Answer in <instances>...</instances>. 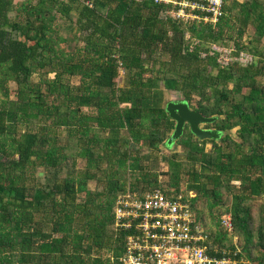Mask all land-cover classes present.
<instances>
[{
	"label": "trees",
	"instance_id": "obj_1",
	"mask_svg": "<svg viewBox=\"0 0 264 264\" xmlns=\"http://www.w3.org/2000/svg\"><path fill=\"white\" fill-rule=\"evenodd\" d=\"M161 9L151 0H0V264H110L125 236L114 226L117 196L157 188L194 193L208 252L239 249L264 264V202L253 211L264 195V0H225L214 25ZM231 40L251 62L202 55ZM36 71L44 78L34 82ZM164 90L215 117L221 136L200 139L185 124L161 182L160 146L175 124ZM78 156L80 170L68 164ZM92 180L104 185L92 190Z\"/></svg>",
	"mask_w": 264,
	"mask_h": 264
},
{
	"label": "built area",
	"instance_id": "obj_2",
	"mask_svg": "<svg viewBox=\"0 0 264 264\" xmlns=\"http://www.w3.org/2000/svg\"><path fill=\"white\" fill-rule=\"evenodd\" d=\"M141 1V0H136ZM161 5L160 14L183 23L216 24L223 14L225 0H151ZM188 37V34H185ZM215 54L220 64L237 61L246 65L252 55L246 51L232 53V48L210 44L202 55ZM123 72V70H121ZM187 195L172 196L160 189L146 192L138 197L131 192L117 196L114 207V226L125 233L123 250L110 264H254L234 251L215 249L208 252L204 241L207 234L195 222L194 213ZM222 224L231 229L229 215Z\"/></svg>",
	"mask_w": 264,
	"mask_h": 264
},
{
	"label": "rangeland",
	"instance_id": "obj_3",
	"mask_svg": "<svg viewBox=\"0 0 264 264\" xmlns=\"http://www.w3.org/2000/svg\"><path fill=\"white\" fill-rule=\"evenodd\" d=\"M14 1L15 2H19L21 0H14ZM253 32H254L253 26L252 25H248L246 27V30H245L244 34H243V37H242L241 42H243V43L246 44V42H248V41L250 42L251 40H253ZM260 42H261L260 45H263L264 44V38ZM220 46H225V45H220ZM227 47H231L232 48V53H234L236 44L234 43L233 40H231V41H228ZM123 75L122 76H118L117 79H116L117 80L116 82L119 85L121 83H123ZM46 76H47V78L48 77L50 78V77L53 76V73H48V74H46ZM41 78H44V74L41 73V71H39V72L36 71V72H34L32 74V81H34V82H37ZM260 80L264 84V77H261ZM69 82H71L73 84H77L79 82V76L78 75L72 76L71 78H69ZM8 87H9V96H10V98H14V93H15V89H16L15 83L9 81L8 82ZM164 100L166 102H168L170 100L179 101V100H182V99H181V97L179 95V92L174 91V90H164ZM83 109L86 110L85 107ZM211 123H212V121L211 122H207V123H201L200 126L202 128H214V127H212V124ZM230 132H231L232 135H234L235 129H232ZM59 134H60V136H59L60 137L59 138L60 144L61 143H64L65 140H66V133H65V131L64 130H61L59 132ZM220 136H221V132H220ZM219 137L218 138H214V139H219ZM173 143L174 142H172L170 145H167L166 142H165V145H161L160 146V151H159V155H158L159 164L157 166V169H155V170H159L160 171V174H159L158 178H159V180L161 182H165L166 179H167V175L165 174V170H166V167L167 166H166V162L164 160V156L168 155L169 153H171L173 151H182V147L180 145H173ZM205 148L206 149H209L210 148V143L206 144L205 145ZM68 164L75 166V169L76 170H80V169H82L84 167V159H82L81 157L78 156L74 160V163L73 164H72V160L69 159L68 160ZM38 170H41V167H38ZM40 176H41V174H40ZM183 180L185 181L186 178H183ZM232 183L238 185V181H233ZM102 185H104V180H102V181L92 180V181H89L88 182V186L92 190H94L98 186H102ZM79 196L80 197H78V199L81 198V195H79ZM263 202H264V195L261 196V197L256 198L254 200V204H256V206L253 207V211L254 212L256 211L257 204H260V203H263ZM45 229L49 230L50 229V226L49 225L45 226ZM93 253H95V252H93ZM98 254L102 258H105V257L109 256L111 253L110 252H107V251H101Z\"/></svg>",
	"mask_w": 264,
	"mask_h": 264
},
{
	"label": "water",
	"instance_id": "obj_4",
	"mask_svg": "<svg viewBox=\"0 0 264 264\" xmlns=\"http://www.w3.org/2000/svg\"><path fill=\"white\" fill-rule=\"evenodd\" d=\"M165 109L171 119L175 121L174 128L166 139V144L170 145L181 134L185 124H188L190 131L198 138H218L220 131L214 128H202L201 123L214 120L215 117L205 116L197 110L191 109L186 100H170L166 103Z\"/></svg>",
	"mask_w": 264,
	"mask_h": 264
}]
</instances>
